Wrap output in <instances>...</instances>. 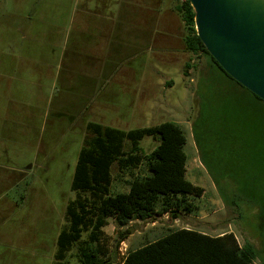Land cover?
<instances>
[{
    "label": "rangeland",
    "instance_id": "374dc122",
    "mask_svg": "<svg viewBox=\"0 0 264 264\" xmlns=\"http://www.w3.org/2000/svg\"><path fill=\"white\" fill-rule=\"evenodd\" d=\"M180 1L158 0L159 34L146 48L142 45L145 49L133 47L128 57L126 45L109 43L105 36L114 31L111 16L115 18L117 0H0V264L53 263L90 122L123 131L177 124L185 138L186 179L202 190L194 201L195 213L174 221L161 216L117 230L109 220L103 237L114 264H121L126 251L178 229L213 237L231 233L240 246L249 243L255 248L254 264H264V143L256 140L258 145L247 136L253 117H245L239 108L229 111L243 127L244 171L254 172L253 193L260 201V210L254 202L238 198L235 207L221 197L194 144L197 93L204 92L199 83L202 86L210 63L184 48L185 29L175 11ZM166 22L172 32L163 36ZM107 53L114 58L111 64L120 65L104 83L106 76H99V69L109 64ZM71 54L74 61L69 66ZM202 128L208 155L212 152L214 162L227 167L236 156L230 152L232 136L226 133L222 140L218 126ZM140 143L146 153L156 146L147 136ZM241 169L237 171L244 172ZM239 177L238 173V181ZM239 182L248 184L246 177ZM125 191L123 181L114 183L113 192ZM124 231L129 234L119 241ZM73 255L74 251L70 264H77Z\"/></svg>",
    "mask_w": 264,
    "mask_h": 264
},
{
    "label": "trees",
    "instance_id": "16d2710c",
    "mask_svg": "<svg viewBox=\"0 0 264 264\" xmlns=\"http://www.w3.org/2000/svg\"><path fill=\"white\" fill-rule=\"evenodd\" d=\"M175 11L185 29V50L206 57L210 63L202 86L199 83V90L203 87L204 92L197 93L199 109L192 124L200 162L225 201L235 207H238L236 198L241 202H254L260 210L257 203L260 201L255 200L253 193L256 189L253 190L254 172L244 171L243 127L228 113L237 112L243 100L254 102L247 136L254 137L256 143L257 134L261 132L256 106L262 107L264 113V103L227 76L205 51L196 36L194 14L188 0L180 1ZM186 68L190 66L186 64ZM209 125L223 131L222 140L227 134L232 136L230 152L236 156L227 163L229 171L214 162L212 152L208 155L207 141L202 138L206 131L200 130ZM85 131L70 184L74 197L65 206L52 264H70L69 254L73 251L77 264H114L103 237V228L109 220L121 230L136 221L146 222L161 216L174 221L181 215L195 213L194 201L201 197L202 190L186 179L185 138L177 124L165 122L146 129L123 131L90 122ZM145 136L156 142L148 153L140 146ZM239 167L244 172H238ZM238 173L239 181L246 177L248 184L241 186ZM121 181L126 191L113 192L114 183ZM128 234L127 231L121 233L119 241H124ZM257 259L255 248L249 243L240 246L231 233L213 237L178 229L136 250L126 251L121 264H254Z\"/></svg>",
    "mask_w": 264,
    "mask_h": 264
},
{
    "label": "water",
    "instance_id": "95a60500",
    "mask_svg": "<svg viewBox=\"0 0 264 264\" xmlns=\"http://www.w3.org/2000/svg\"><path fill=\"white\" fill-rule=\"evenodd\" d=\"M208 55L264 103V0H188Z\"/></svg>",
    "mask_w": 264,
    "mask_h": 264
},
{
    "label": "crops",
    "instance_id": "0c3cea01",
    "mask_svg": "<svg viewBox=\"0 0 264 264\" xmlns=\"http://www.w3.org/2000/svg\"><path fill=\"white\" fill-rule=\"evenodd\" d=\"M117 1H118V9L115 14V18L113 14L111 16V19L112 18L115 19L114 26H113V22L110 26V27L113 26L114 31L111 36L110 34L111 31L108 30L107 32H105L106 33L105 36L107 37V39L110 38L109 43H111V41H116L119 44L126 45V49L129 52L127 56L131 57L132 51L130 50H132L133 47H139L141 49H145L146 45L150 44L153 41V38H156L157 35L159 34L158 29H157L158 28V15H159L158 0H117ZM164 26H165L164 27L165 31L162 32L161 34L163 36H167L172 31L170 29V26L168 27L167 22L165 23ZM112 45L110 44L109 46L110 47L109 53H111V51L114 50L111 47ZM142 45L145 46V48H143ZM118 50L119 51L122 50L120 46L118 47ZM109 53H107L108 57L106 56L105 58L109 60V64H104L105 66L101 68V70L99 69V76L101 75L106 76V78L103 79L104 83L110 80L109 77L113 76L116 73V71H118L117 69L120 65V63L118 65L115 61L112 62V64L110 63V60L114 58L111 57ZM121 60L122 59L118 58V61H121ZM72 61H74L73 54H71V56L68 57L67 62L69 66H72ZM91 66H92L91 67L92 69L93 65ZM103 70H105V72ZM92 74L94 75V73ZM254 107H255L254 102L251 100H243L239 102V105H238V108L241 111H243L242 114L245 115V117L247 116L253 117ZM256 108H257V112L260 113L259 118H260V128H261V132H258L256 139L259 141L262 140V143H264L263 108L260 107L259 105H257ZM249 113L251 115H248ZM250 137L254 139V137L252 136Z\"/></svg>",
    "mask_w": 264,
    "mask_h": 264
}]
</instances>
